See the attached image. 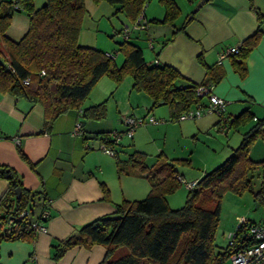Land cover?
Masks as SVG:
<instances>
[{"label": "trees", "instance_id": "trees-1", "mask_svg": "<svg viewBox=\"0 0 264 264\" xmlns=\"http://www.w3.org/2000/svg\"><path fill=\"white\" fill-rule=\"evenodd\" d=\"M102 1L118 5L115 12L123 13L132 26L143 21L145 25L150 22L173 26L180 15L175 0H158L164 8V15L148 21L144 19L143 12L149 0ZM248 1L258 26L241 42L238 53L232 54L235 56L234 67L242 75L246 71V56L264 33L261 28L264 12L259 11L252 0ZM22 8L28 11L29 27L18 40H13L5 31L10 24L11 13ZM84 13V0H45L38 8L34 7L33 0L0 2V58L3 60L0 63V92L41 105L44 123L48 127L72 109L81 112L83 119L105 118L106 99L82 107L94 86L105 76L115 86L126 76H131V88L151 98L147 112L164 104L172 120H177L184 111L207 102L206 94H198V85L212 86L223 76L220 65H205L206 77L197 83L185 78L174 67L157 63V56L148 62L142 48L131 39L136 38V30L126 24L119 30L122 40L117 41L118 50L123 52L124 57L117 65L113 51L79 44ZM185 23L186 20L179 28H174L173 34L183 29ZM125 26L129 28L127 32H124ZM173 34L163 43L170 40ZM148 39L152 42V47H149L152 49L153 41L150 37ZM200 62L203 63L202 60ZM223 111L205 114L221 116L216 125L223 133L228 126H244L254 117L248 109H244L230 121L223 116ZM114 132L121 138V132L117 130L94 132L92 137L98 139L99 144L115 150L120 139L116 142L111 137ZM258 137L264 139V117L242 134L239 144L219 165L204 171L196 181H192L194 184L191 187L186 185L185 201L177 208L169 206L167 195L174 193L182 183L189 182L185 181L173 162L159 157L153 164L146 165V154L141 151L129 152L127 160L120 159L116 153L114 156L119 170L135 168L149 179L150 188L146 196L142 199H122L115 204L112 213L83 223L74 233L52 244V257H61L75 245L89 248L101 244L105 246L106 253L98 264H225L236 249L250 243L248 226L252 222L245 219L241 224L233 246L227 243L224 248L218 249L215 233L222 196L227 191L235 194L249 191L256 201L264 203V160L254 161L248 155L251 144ZM19 153L27 159L20 147ZM174 160L190 164L188 158ZM257 169H261L262 176L258 189L254 190L252 179ZM0 178L8 182L0 196V239L33 240L36 231L31 226L32 222L46 219L41 218V213L48 209L46 195L41 189L25 187L19 173L9 164L0 163ZM17 187L20 188L18 196L15 195ZM103 192H108L104 185ZM207 198L209 204L204 202ZM38 205L41 206L39 212L36 211ZM25 209L29 215L18 217Z\"/></svg>", "mask_w": 264, "mask_h": 264}, {"label": "crops", "instance_id": "crops-1", "mask_svg": "<svg viewBox=\"0 0 264 264\" xmlns=\"http://www.w3.org/2000/svg\"><path fill=\"white\" fill-rule=\"evenodd\" d=\"M175 1L180 8V0ZM252 1L259 11L264 12V0ZM197 2L188 0L189 8ZM191 12L188 11L183 20L175 24L178 16L173 26L153 23L156 34L150 37L153 53L149 55L148 62L157 56V63L170 65L185 78L197 83L206 77L205 65L221 66L223 76L211 88L213 93L229 101L223 116L231 121L244 109H248L254 116L244 126H228L224 133L227 137L225 145L231 152L239 144L242 134L264 117V33L246 56V71L242 75L234 67L235 56L230 54L219 60V52L240 45L244 38L256 30L258 22L249 1L208 0L189 18ZM163 15L161 4H147L143 12L147 21L160 19ZM185 20L183 29L173 34L174 28H179ZM150 26L152 24L148 22L145 30L149 31ZM261 28L264 32V24ZM172 34L173 37L163 43ZM147 35L149 37L150 34ZM99 81L102 84L98 85H103L105 92L114 87L110 96L114 99L116 111L112 112V106L107 100V114L103 119H83L81 112L72 109L56 118L50 127L44 123L41 105L0 92V163L13 166L25 187L43 190L48 202L47 217L43 220L46 230L36 231L30 241L0 239V264H98L106 253L105 246L101 244L89 248L75 245L57 259L52 257V244L74 233L83 223L112 213L115 204L122 199H136L132 197L134 192L131 191L135 187L134 180H129V177L136 179L139 174L146 177L144 173L138 169L119 170L116 158L101 150L99 140L92 137L94 132L111 131L112 122L120 121L124 124L123 117L132 114L129 109L132 83L120 89L109 78L102 77ZM97 98L94 96L87 102L85 100L82 107L103 100ZM220 117L210 113L188 119L193 121L191 125L180 123V126L188 127L194 135L204 126L216 125ZM76 122H80L83 133H73ZM19 147L27 159L21 156ZM118 149L116 145L117 157L120 153ZM209 151L210 157H218L215 147H210ZM248 155L254 161L264 160V139L256 138ZM204 171L189 182L196 181ZM258 176L261 181V169ZM142 183L143 180H140L139 186ZM7 185V180L0 178V196ZM103 185L108 192H103ZM40 208L38 205L36 211L39 212Z\"/></svg>", "mask_w": 264, "mask_h": 264}, {"label": "rangeland", "instance_id": "rangeland-1", "mask_svg": "<svg viewBox=\"0 0 264 264\" xmlns=\"http://www.w3.org/2000/svg\"><path fill=\"white\" fill-rule=\"evenodd\" d=\"M7 1L12 0H0V2L3 3H6ZM44 1L45 0H33L34 7H40ZM147 4L157 6L160 3L158 0H149ZM178 4L181 9V15H179V20H175V24H179L188 14V11H192L195 7L193 6L189 8L188 0H180L178 1ZM84 6L85 13L81 21V31L78 40L79 44L95 46L104 51H113L115 55L114 60L117 65H119L124 57L123 52L118 50L117 41L122 40V35L119 33V30L124 24L132 28L131 23L126 19L123 13L115 12L118 5L110 4L102 0H84ZM146 8L147 5L144 7V10ZM188 8L189 10H187ZM151 24L152 26H150L149 31L145 29L136 30V38L131 37V39L142 48L147 60L149 59V55L153 53L152 49L148 46L149 39L147 33L150 34L149 37H153L156 34V31L153 29V23ZM28 27V11L23 8L14 10L11 13L10 24L5 31V34L13 40H18L27 31ZM98 82L92 89L86 102L88 99L91 100V97L96 96L98 97L97 99H106V103L108 100L112 106V112L116 111L114 99L110 96V91L114 87L108 88L109 90L106 87L107 92H105L103 90L105 89L103 85H98L102 83ZM131 83V76H126L119 84V88L122 89L124 86L129 87ZM130 90L129 109L135 117H143L144 122L136 126L132 137H128L124 133L125 126L120 121L116 123L112 122L110 128L112 129L111 131L113 132L117 130L121 132V138L117 145L119 148L118 151L120 152V159L127 160L128 153L134 150L146 154V165L153 164L155 160L160 157L165 159V161L173 162L176 165V168L181 172L185 181L189 182L196 175H199L200 172L204 171L203 169L208 171L219 165L230 154V150H227L225 145L227 138L226 134L220 131L217 125L204 126L193 135L188 127L180 126V123L181 125L185 123L191 125L193 121L188 119L182 121L179 119L172 120L169 116V109L167 105L164 104L156 106L149 111V114L153 115L154 118L158 120L157 123H151L145 117L148 113L147 110L150 109L152 103L151 98L144 92H137L132 88ZM126 95L128 97V93H126ZM230 134L231 133H229V135ZM210 147L216 148L218 157H214L213 159L209 156ZM111 157L115 158V156ZM186 158L192 160L191 164H183L180 160H174ZM128 171H130V169ZM258 174L259 169L256 170L252 179L254 190L258 189L260 185V177ZM129 178H131L129 180H134L133 185L135 186L131 190L134 192L132 197H135L136 199L144 198L150 188L149 179L141 176V174H139V177L137 176L136 179L133 177ZM140 180H143L141 186H139ZM113 186L115 185L113 184ZM187 190L186 184L182 183L179 189L174 193L167 195L169 206L173 208L182 206L185 201ZM204 202L209 204L208 198L205 199ZM240 217L248 219L254 223L264 221V203L256 201L252 193L249 191H245L242 194H235L231 191L225 192L221 198L220 219L215 233V244L218 249H222L226 246L227 236L229 232H232L236 228ZM225 264H232L231 259L227 258Z\"/></svg>", "mask_w": 264, "mask_h": 264}, {"label": "built area", "instance_id": "built-area-1", "mask_svg": "<svg viewBox=\"0 0 264 264\" xmlns=\"http://www.w3.org/2000/svg\"><path fill=\"white\" fill-rule=\"evenodd\" d=\"M145 26H146L145 21H143L141 23L134 24L132 28L135 30H141L144 29ZM128 29H129L128 26H125L124 32H127ZM148 45L150 48L152 47L151 40H149ZM238 50H239V45L224 48L219 52V60H222L223 58L227 57L230 54L238 53ZM107 54L111 55L110 53ZM197 92L198 94L201 95L206 94L207 102L205 104H199L193 108L184 111L179 115L178 117L179 120L199 118L205 115L206 113L213 111L219 112L223 110L225 105L229 102L225 98L213 93L211 86L200 84L197 87ZM145 117L151 123L158 122V120L155 119L154 116L149 113H147ZM143 122H144L143 117H135L131 114L125 115L123 117V123L125 125L124 133L128 137H132L136 126ZM80 127H81L80 124L77 122L73 129V133L74 134L81 133ZM111 137L115 139L116 142L120 139V135L116 132L112 133ZM99 148L111 156H114L116 154L113 148L105 146L104 144H99ZM193 184L194 182L186 183L187 187H191ZM28 215H29V211L25 209L19 213L18 217L23 218ZM46 217H47V210H44L41 213V218L45 219ZM244 222L245 219L243 217H240V220L236 225V228L232 232H229L227 236L228 245L233 246L234 240L237 236L238 228ZM31 226L32 228H34L35 231L44 232L46 230L45 225L41 220H34ZM248 233L251 236L250 243L247 245L245 244L242 247H239L238 249L235 250V252L230 257L232 264H264V221L260 223H254V222L250 223L248 226Z\"/></svg>", "mask_w": 264, "mask_h": 264}, {"label": "water", "instance_id": "water-1", "mask_svg": "<svg viewBox=\"0 0 264 264\" xmlns=\"http://www.w3.org/2000/svg\"><path fill=\"white\" fill-rule=\"evenodd\" d=\"M206 1H208V0H198V2L195 4V7L193 8L191 14H190L188 17L190 18L191 15H192L193 13H195V12L197 11V9H198V8H199L204 2H206ZM0 63H3V60H2L1 58H0ZM19 193H20V188L17 187V188H16V191H15V195L18 196Z\"/></svg>", "mask_w": 264, "mask_h": 264}]
</instances>
